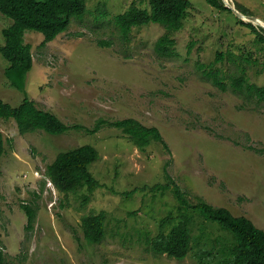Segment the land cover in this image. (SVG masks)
Segmentation results:
<instances>
[{
  "label": "rangeland",
  "instance_id": "obj_1",
  "mask_svg": "<svg viewBox=\"0 0 264 264\" xmlns=\"http://www.w3.org/2000/svg\"><path fill=\"white\" fill-rule=\"evenodd\" d=\"M191 1L184 26L173 35L177 56L156 53L155 42L165 33L157 23L133 28L129 40L116 28V15L133 4L146 7L148 0H87L85 16L73 18L69 30L46 45L42 33L26 31L34 65L25 92L5 75L9 62L0 52V99L19 106L28 96L78 126L61 135L21 134L15 120H0L6 147L0 163V246L9 262L217 264L232 236L198 215L192 234L200 243L193 241L186 259L157 254L149 245L160 219L178 205L170 189H152L167 183L166 173L190 202L201 197L264 229V102L221 90L200 68L214 62L219 51L244 54L257 59L248 73L264 86V43L228 11L206 0ZM230 1L264 20V0ZM102 9L108 14L102 16ZM12 23L0 12V47L2 29ZM217 65L224 68L226 83L238 72L232 64ZM125 118L158 127L169 148L153 143L142 152L109 124ZM101 121L97 132L89 131ZM88 144L100 153L90 169L101 185L92 192L83 187L61 193L47 166L60 152ZM29 204L38 207L30 231L22 208ZM102 210L105 237L89 243L83 218Z\"/></svg>",
  "mask_w": 264,
  "mask_h": 264
},
{
  "label": "trees",
  "instance_id": "obj_2",
  "mask_svg": "<svg viewBox=\"0 0 264 264\" xmlns=\"http://www.w3.org/2000/svg\"><path fill=\"white\" fill-rule=\"evenodd\" d=\"M211 6L231 13L237 22L246 26L264 43V28L257 27L236 16L226 7L223 0H206ZM87 0H0V12L11 18L13 23L4 29L2 34L5 43L0 47L2 56L9 62L5 75L11 84L26 91L28 73L34 65V56L31 44L25 41L26 31L33 30L44 35L43 45L54 41L59 35L67 32L70 23L75 17H84L87 13ZM237 9L245 15H251L248 9L237 4ZM192 8L191 0H148L146 7L131 5L125 12L116 15L113 22L119 29L122 37L129 40L133 28L157 23L164 27L165 33L155 42L154 49L159 56L173 57L178 55L174 33L184 26V21ZM101 9V8H99ZM98 11L100 12V10ZM102 16L108 14L101 10ZM100 45H110L109 42H100ZM234 65L238 72L230 76L229 83L224 79V68L219 62ZM257 65V59L244 54L240 58L236 53L229 51L217 52L214 62L200 64L207 75L221 90L231 89L235 94L242 95L246 100L264 102V86L251 81L248 67ZM15 120L21 134L44 130L52 135L67 133L77 125L66 124L57 114L42 109L28 96L19 106H12L0 99V120ZM97 128L89 130L97 132ZM117 129L122 130L132 143L142 152L153 143H159L169 148L163 134L156 126H146L135 118H125L109 122ZM6 151L5 137L0 126V163ZM100 157L97 148L88 144L60 152L52 163L47 166L46 174L56 188L63 194H69L86 187L94 191L101 183L96 179L90 166ZM167 183L157 184L153 190H171L177 199L176 212L171 209L167 216L159 221V232L147 241L153 252L166 254L178 260L187 258L192 243H200L198 237L192 234V224L196 215L205 221L218 223L220 228L232 236L231 246L217 264H264V229L258 228L254 222L243 215H235L228 208L215 206L205 199L198 197V201L190 202L187 193L182 191L173 177L166 173ZM38 197V194H34ZM28 216L27 229L30 231L36 220L37 205H23ZM106 211L92 213L83 218L84 236L89 243H100L106 234ZM204 227L200 237L204 236ZM210 253V252H209ZM0 264H13L6 258V253L0 246Z\"/></svg>",
  "mask_w": 264,
  "mask_h": 264
},
{
  "label": "water",
  "instance_id": "obj_3",
  "mask_svg": "<svg viewBox=\"0 0 264 264\" xmlns=\"http://www.w3.org/2000/svg\"><path fill=\"white\" fill-rule=\"evenodd\" d=\"M223 1H224V3H225L226 7H228L229 9H231V10L233 11V13H234L236 16H238L239 18H241V19L244 20V21H248V22H251V23H253V24L256 25V21H258V17L250 16V15H245V14H243L242 12H240L236 7H235V8L231 7V6L229 5V3H228L227 0H223ZM246 19H248V20H246ZM257 25H258V24H257ZM259 26H261V27L264 28L263 25H259Z\"/></svg>",
  "mask_w": 264,
  "mask_h": 264
},
{
  "label": "bare ground",
  "instance_id": "obj_4",
  "mask_svg": "<svg viewBox=\"0 0 264 264\" xmlns=\"http://www.w3.org/2000/svg\"><path fill=\"white\" fill-rule=\"evenodd\" d=\"M227 1H228L229 5H230L231 7L235 8V6L231 3L230 0H227ZM247 20H248V19H247ZM256 23L264 26V20H263V19L258 18V21H256Z\"/></svg>",
  "mask_w": 264,
  "mask_h": 264
}]
</instances>
